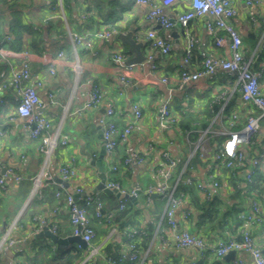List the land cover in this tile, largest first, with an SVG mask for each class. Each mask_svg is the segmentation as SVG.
Returning a JSON list of instances; mask_svg holds the SVG:
<instances>
[{
    "label": "crops",
    "instance_id": "crops-1",
    "mask_svg": "<svg viewBox=\"0 0 264 264\" xmlns=\"http://www.w3.org/2000/svg\"><path fill=\"white\" fill-rule=\"evenodd\" d=\"M82 3L77 9L71 5L65 16L63 10L52 8L50 0H16L9 7L0 1V47L7 50L0 57V75L4 74L6 67L8 76L12 67L18 68L27 58L31 73L29 82L39 80L42 83L38 87L41 104L34 111L49 117L52 125L60 124L62 133L67 136V143L59 145L46 165H43L39 141L30 137L24 120L16 117L14 113L19 95L11 87L2 88L5 80L1 81L0 78V166L13 167L21 176L19 181L28 179L31 182L24 198L23 193L18 191L19 181L10 177L5 179L6 188L0 190V245L4 231L15 222L11 233L14 244L11 247H5L4 243L0 246V264H12L16 259L19 260L20 256L16 259L14 257L16 251H23L31 256L28 248L35 239L53 242L48 237L33 238L39 231V220L45 219L48 226L53 221H68L69 212L65 198L69 189L74 192L77 187L84 190L81 194L74 192L80 204L85 197L90 196L93 200L100 201L104 210L119 207L120 203L125 207L127 201L134 206L124 221L123 232L112 226L116 230L114 234L109 235L110 228L100 240L94 242L96 231L92 226L95 231V244L101 247L106 241H114L122 246L120 252H124L126 257L128 251L123 236L127 238L128 231H144V235L149 237L145 249L147 253L144 254L145 250L138 248L142 253L138 261L132 262L134 264H189L204 256H207L206 264H236L235 259L239 256L250 263L246 254L239 255L234 252V256L226 260L223 256L217 258L211 251L206 250L200 258L192 248L178 249L170 244H163L159 235L163 232L164 236L170 235V227L165 218L167 196L159 193H154L153 196L146 192L149 185L157 183L154 168L160 163L162 151L169 152L176 159L177 165L181 164L174 183H170L171 175L168 181L170 186L177 185L184 167L198 151L200 161L192 165V183L186 184L194 188L200 200L219 197L224 203L220 215L227 214L228 217L221 223L218 221L216 225L198 227V211L191 195L184 190L175 189V194L181 197L173 213L177 225L201 235L211 244L220 238L236 236L238 227L241 226L240 214L249 212L252 200L262 205L264 217L262 177L257 180L259 188L251 185L255 176H263L264 165L259 164L254 169L251 180L245 175L251 168L250 159L260 155L264 149V117L259 119V127L251 134L249 141L240 146L244 155L243 164L236 163V173L231 174L223 163L213 160V154L221 147L228 132L242 129L247 117L256 115L258 109L241 97L235 75L221 68L203 76L192 86L180 88V69L193 71L200 69L206 58L228 57L227 45L217 46L214 38L205 31L201 19L190 21L187 28L181 27L177 22L169 29L154 26L170 42V53L166 56L155 55L153 68L144 59L124 69L115 62L113 56L117 53L123 55L126 65L134 53L118 38L119 34L131 32L136 41L141 42L140 52L145 58L151 51L145 39L146 31L152 27L145 17L146 6L136 4L135 0H96V6L103 7L104 12L92 10L87 13ZM126 5L130 7L125 9ZM110 6L119 11L108 13L109 9H105ZM234 6L236 14L232 21L243 41V57L249 61L252 70H262L260 87L264 94V4L246 5L245 0H236ZM121 7L124 10L120 11ZM188 7L189 0H176L164 7V13L175 20L176 15ZM13 12H16V18L13 17ZM88 17H92L89 27L77 26L78 19L85 20ZM25 23L33 24L32 29L40 33L41 40L34 46L29 43L30 36L21 31V40L15 45L20 51H8L3 42L14 39L15 34L11 28ZM104 31H110L111 34L106 37L97 36V33ZM73 32L83 37V41L75 47L76 57L70 45V34ZM188 36H191L194 45L189 61L184 63ZM60 53L62 54L58 56ZM257 54H260L259 60ZM76 59L78 71L72 66ZM50 68H53L52 71ZM121 73L126 74L129 84L120 90L118 76ZM93 85L98 86L102 100L94 108L83 109ZM49 93L54 95L53 101L48 97ZM163 102L177 116L176 122L166 127L159 125V111ZM134 103L140 106L141 120L132 129L128 142L116 147L111 158L105 153L102 162L106 180L119 182L121 189L128 194L138 190L136 203L126 198L119 199L115 194H107L102 190L95 191L100 180L97 168L89 164L81 153L85 149L93 159L98 157L100 142L103 141L99 118L107 106L114 108L113 120L119 128H123L132 119ZM78 109L80 113H76ZM232 114L236 118L231 119ZM198 146L205 148L204 154ZM137 154L145 157L142 165H123V158ZM72 158L75 161L76 174L67 180V189L56 182L55 178H59L58 167L67 164ZM112 165L116 169H112ZM35 176L40 177L39 188H45L46 196L33 207L35 216L29 218L27 211L36 191L26 206L24 205L33 189ZM214 181L217 182L216 187L211 186ZM196 183L205 184L212 195L207 196L200 192ZM255 184L256 181L253 182ZM87 191H93V194H84ZM186 212L189 214L184 219L183 214ZM252 230L255 239L262 241L264 219L260 224L254 225Z\"/></svg>",
    "mask_w": 264,
    "mask_h": 264
},
{
    "label": "built area",
    "instance_id": "built-area-1",
    "mask_svg": "<svg viewBox=\"0 0 264 264\" xmlns=\"http://www.w3.org/2000/svg\"><path fill=\"white\" fill-rule=\"evenodd\" d=\"M55 6L53 9L63 10L62 0H55ZM176 0H135L136 4L145 5L147 10L145 17L151 23L152 27L145 33V39L150 47V53L145 60L151 64L153 68L154 56H166L170 53L171 44L166 40L158 31L153 28L159 26L161 28L169 29L175 22L181 27L187 28L190 21L194 19H201L205 31L214 38V43L217 46L227 45L229 50L228 57H214L206 58L203 60V65L200 69L189 71L186 69H180V88L185 89L188 86L194 85L203 76L209 75L214 72L216 68H221L230 73H233L237 79L238 88L241 93V97L253 104L257 109L256 115H250L247 117V121L244 127L240 130H234L228 132L227 138L224 140L221 147L213 154V160L219 161L230 170L231 174H235L236 163L243 164L244 155L240 149L243 143L249 141L252 133L256 132L259 127V119L264 117V94L260 87V79L262 78V70H252L250 63L243 57V41L239 31L233 24V17L236 14L234 3L236 0H189V7L181 11L176 15L175 20L170 19L164 13V7L169 6ZM246 5L251 4H264V0H245ZM110 31H104L97 33L99 37H106L110 35ZM83 41V37L75 32L70 34V45L74 57H76L75 47ZM193 40L191 36H188L183 62L187 63L191 57L193 50ZM7 50L0 47V57L5 54ZM11 51V50H8ZM60 53L58 56H60ZM115 62L122 66L124 69L130 66V64L124 63V57L120 53L113 56ZM74 69H78L77 59L72 64ZM53 68H50L52 71ZM79 70V69H78ZM77 70V71H78ZM31 73L29 70V63L25 58L18 68L12 67L8 73L7 79L2 83V88L11 87L17 92L18 100L15 105L14 113L16 117H20L24 120V123L29 129V135L32 139L39 141V150L43 155V165H46L54 150L59 145H65L67 143V136L62 133L60 124L52 125L51 119L45 115L36 113L34 109L40 106V96L38 93V87L42 84L41 81L36 80L29 82ZM118 82L121 86L120 90L129 84V80L126 74L121 73L118 76ZM51 101L54 100L52 93L48 94ZM2 99L0 98V101ZM102 100V93L97 85H93L89 90L88 98L83 104V109H91L100 104ZM76 113H80V109L76 110ZM115 110L112 106H107L104 113L99 118V124L101 126V135L104 141V148L106 155L111 158L114 150L119 145L126 144L129 140L130 133L136 124L142 118V112L138 103L132 105V119L123 127L119 128L113 120ZM231 119L236 118L235 114H232ZM177 120V116L172 113L168 104L163 102L159 111V125L166 127L169 124H174ZM231 145V147H229ZM199 147V146H198ZM204 154L205 148L199 147ZM160 163L154 168V174L157 179V183L149 185L146 189L148 194L159 193L167 196V209L165 211V218L170 227V235L164 236V232L159 235L162 243L170 244L175 248H192L198 256L201 258L206 250L211 251L217 258L224 256L230 251H234L239 255L246 254L249 258V262L245 258L239 256L235 259L236 264H264V237L262 241H257L254 237L252 227L260 224L264 217L262 216L261 204L252 200L250 203V210L248 213L240 214L241 226L238 227L236 236H231L225 239H217L214 243H208L199 234L188 231L185 227L178 226L174 220L173 213L174 208L180 203L181 197L175 194L176 185L170 186L168 181L177 165L176 159H174L169 152L162 151L160 154ZM145 161V157L137 154L132 156L127 155L123 159V164L127 166L142 165ZM75 161L72 158L67 164L60 165L58 167V175L61 179L67 181L74 177L76 174ZM251 168L246 172V178L251 180L254 175V169L259 164L264 165V149L260 155L254 156L250 159ZM112 169H116L115 165H112ZM7 177L12 178L14 181H19L21 176L16 173L13 167H1L0 166V190L6 188L5 179ZM185 183H192V178L188 177L184 180ZM40 177H33V193L40 186ZM212 187L217 186V182H212ZM106 188H115L120 192H125L121 189L119 182L106 180ZM198 190L207 196H211L212 192L205 184L196 183ZM137 189L133 190L130 195L136 196ZM74 192L81 194L84 190L81 187H77ZM261 196L264 198V170L261 178ZM65 201L67 203L68 212L70 215V222L72 226L71 235L79 236L86 242L88 251L85 256L77 262V264H90L96 259H103L101 247L93 242L95 237V231L91 227L88 219L87 206L96 202L95 215H100L101 202L93 200L90 196L85 197L84 205L77 202L75 196L71 193H67ZM119 207H124L123 203H120ZM188 212L183 214L185 219L188 216ZM164 216V215H163ZM43 226H47L51 232L55 233V224L52 222L50 226L46 224L45 219L39 220L37 229L41 230ZM15 227V222L9 225L4 231L1 238V245L4 243L5 247H11L14 244V240L11 236L12 230ZM116 232L114 227H111L109 235ZM143 236L144 231H128L127 237L133 239L134 235ZM0 245V246H1ZM128 258L131 262H136L140 259V254L137 244L135 242H129L127 244ZM146 254L147 250L144 251ZM124 252L119 254L116 260L106 258L107 264H124L122 258ZM192 261L189 264H194ZM12 264H18L13 262Z\"/></svg>",
    "mask_w": 264,
    "mask_h": 264
},
{
    "label": "trees",
    "instance_id": "trees-1",
    "mask_svg": "<svg viewBox=\"0 0 264 264\" xmlns=\"http://www.w3.org/2000/svg\"><path fill=\"white\" fill-rule=\"evenodd\" d=\"M2 4L5 6L9 7L12 6L13 2L16 0H0ZM55 0H50V4L52 8L55 6ZM96 0H83L84 4V9L87 11V13H90L92 10H96L97 12H104L103 7L96 6L95 4ZM133 1H131L132 3ZM80 0H62L63 4V11L65 16L66 13L70 6L72 5L76 9L78 8L79 5H81ZM131 5V4H130ZM129 6H124V8H128ZM123 7L120 8V11L124 10ZM10 9V8H9ZM109 9L107 12H116L119 11L116 7H107L105 10ZM22 11V10H20ZM19 11V12H20ZM21 13V12H20ZM13 17L16 18V12L12 13ZM91 16V15H90ZM67 19V17H66ZM58 20L61 21V18L58 17ZM92 17H88L85 20L84 19H78L77 20V26L80 28L82 27H89L91 25ZM51 26V22L49 21L48 23ZM31 23H25L24 25H19L18 27H12L11 30L14 31V39L10 40L8 42L4 41L3 45L5 44L7 49L12 50V51H20L18 47H16V42L20 41L21 38H19L21 31H25V33L28 34L29 37V43H33L34 46L39 42L41 39L40 33L38 31H34L32 29ZM21 27V28H20ZM7 43V44H6ZM260 54H257V60L260 59ZM256 64V63H255ZM1 66V63H0ZM4 67V65H3ZM3 70L2 75H0L1 81H4L6 79L7 73H6V67ZM2 73V72H1ZM2 83V82H1ZM241 95V93H240ZM200 153V152H199ZM199 153L196 151L188 164L184 167L183 172L181 173V176L177 182L176 189L177 190H184L191 195L192 200L194 202V206L198 211V214L196 216V225L198 227L200 226H213L218 223V221L221 223L224 219L228 217L227 214L220 215L222 213V205L224 204L223 201L215 196V197H209L210 199H205V200H200L196 191L191 185H188L184 182V180L188 177H190V170L191 167L194 163H196L199 159ZM124 159V158H123ZM122 159V160H123ZM124 165V164H123ZM123 168H125L123 166ZM181 169V164L177 165L176 168L174 169V173L172 174V177L170 179V183H174L176 180L179 171ZM262 177V175L255 176L253 182L256 184L252 186L256 188V186L259 188V184L257 183V180H259ZM30 180L28 179H22L21 181L18 182V191L20 193H23V198L25 194H27L28 189L30 187ZM45 188H38L30 202L28 211H27V216L32 218L35 216V211L33 210V207H35L40 200L46 196V192L44 191ZM62 201V200H61ZM85 200L81 201V204L84 205ZM88 209V219L89 223L91 224V227L93 226L95 231H96V238L94 239V242L100 240L102 236H104L109 229L112 226H116V228L119 229V231L123 232L124 229V221L126 217L129 215L128 213L131 212L132 209H134V206L130 204L128 201L126 202L125 207L122 209L118 206L112 207L111 209L104 210L103 208L100 209V215L97 216L95 215V210H96V202H93L89 206H87ZM107 211V212H106ZM64 219L63 222L56 223V221H53L56 225L55 228V234L58 235L59 237H66L71 234L72 231V226L70 222V215H69V224L71 227L68 228V221ZM145 236V235H144ZM139 236L137 234L134 235L133 239L126 238L123 236V239L125 240L126 244L129 242H135L137 244L138 248H141L142 250H145L148 244L149 237L148 236ZM45 239V238H44ZM143 239V240H142ZM47 240H41V239H35L29 246V251H31L32 255L27 256L23 251H16L14 253L15 259L20 256V259H16V263L18 264H77L78 261H80L85 254L88 251L87 247H82L76 242H69L66 245H61L55 242H46ZM102 247V253L104 255L103 259H96L94 262L90 264H107L106 258H111L113 260H116L119 257V254L121 253L122 246L114 241H106L103 243ZM141 250V251H142ZM211 253V252H210ZM205 254V253H204ZM213 255V253H211ZM24 258H21L23 257ZM207 261V256L202 257L198 261H195L194 264H206ZM122 263L124 264H134L132 263L126 255L123 256L122 258Z\"/></svg>",
    "mask_w": 264,
    "mask_h": 264
},
{
    "label": "water",
    "instance_id": "water-1",
    "mask_svg": "<svg viewBox=\"0 0 264 264\" xmlns=\"http://www.w3.org/2000/svg\"><path fill=\"white\" fill-rule=\"evenodd\" d=\"M118 38L128 45L129 51H132L134 53V56L127 60V64L139 63L145 59V56L140 52L141 42H137L131 32L119 34ZM100 143H101V148H100L99 155L96 159H93L90 153L86 151L85 149L81 150V153H83L86 157V161L89 164L94 165L97 168L98 177L100 180L95 188V191L102 190L107 194H115L119 199L126 198L136 203L135 196L130 195L126 192H120L118 189H115V188L105 187V181H106L105 166H104V163L102 162V158L105 155L104 141H101ZM55 181L62 184L67 189H69L67 181L61 179L60 177L55 178ZM32 193H33V189L31 190V193L24 206H26V204L29 202V198L31 197ZM69 193L73 195L76 194L70 189H69ZM84 194L92 195L93 191H87ZM151 195L154 196L155 194L152 193ZM40 237H48L51 241L61 244V245L66 244L68 242H76L82 247H86V242L82 240L79 236L69 235L66 237H59L54 232H51L47 226H43L41 230H39L33 235V238H40ZM233 256H234V251H230L229 253L225 254L223 258L228 260V259H231Z\"/></svg>",
    "mask_w": 264,
    "mask_h": 264
},
{
    "label": "snow or ice",
    "instance_id": "snow-or-ice-1",
    "mask_svg": "<svg viewBox=\"0 0 264 264\" xmlns=\"http://www.w3.org/2000/svg\"><path fill=\"white\" fill-rule=\"evenodd\" d=\"M229 147H231V145Z\"/></svg>",
    "mask_w": 264,
    "mask_h": 264
}]
</instances>
